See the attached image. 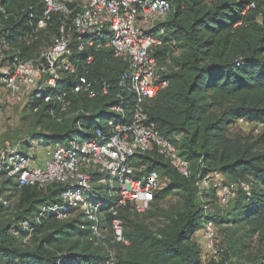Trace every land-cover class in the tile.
I'll list each match as a JSON object with an SVG mask.
<instances>
[{
	"label": "trees",
	"instance_id": "16d2710c",
	"mask_svg": "<svg viewBox=\"0 0 264 264\" xmlns=\"http://www.w3.org/2000/svg\"><path fill=\"white\" fill-rule=\"evenodd\" d=\"M0 5L10 15L3 20L0 14V23L4 30L16 33L17 38L12 37L15 41L31 30L28 8L33 7L37 17L43 10L40 0H0ZM247 5L236 0H173L172 11L162 26L167 38L176 42L180 55L171 59L165 76L168 87L147 112L159 134L174 143L190 163L192 176L182 177L155 150L134 161L137 168L144 166L145 174L156 171L166 181L167 186L154 199L178 193L182 207L167 213L156 229L144 217L150 210L139 215L123 209L120 217L129 245L112 242L111 236L106 239L115 252L116 264H223L205 263L194 240L206 219H212L216 226L235 225L242 232L241 238L249 236L264 248V2L243 15ZM57 35L55 24L49 34L33 40L30 46L20 41L19 47L31 58ZM126 69L127 64L105 51L97 55L88 76L104 79L113 95L119 91V79ZM72 85V78L63 85L72 102L71 110L63 116L82 110L91 117L79 114L58 122L59 105L52 107L36 98L29 101L33 111L38 108L37 124L49 132L38 135L46 146L66 143L78 130L79 121L91 132L104 125L99 119H108L112 98L90 100L74 95ZM239 120L254 123L262 132L254 140L230 136L232 125ZM28 145L29 140L26 148ZM210 171L221 172L229 182H245L250 189L245 192L238 188L234 202L208 217L204 207L210 205V197L218 198L217 194L210 191L203 200L195 183ZM1 187L0 197L8 205L0 203V264H98L106 259V249L94 243L92 225L83 221L81 214L62 221L47 213L35 220L44 204L58 202L64 187H19L15 178L5 174ZM8 196L15 197L14 208ZM106 217L109 222L110 217ZM25 221L31 230L23 232ZM237 241L231 242V250L243 256L240 239ZM228 254L227 248L221 262ZM246 259L247 264H264V253L248 254Z\"/></svg>",
	"mask_w": 264,
	"mask_h": 264
},
{
	"label": "built area",
	"instance_id": "2783aa9c",
	"mask_svg": "<svg viewBox=\"0 0 264 264\" xmlns=\"http://www.w3.org/2000/svg\"><path fill=\"white\" fill-rule=\"evenodd\" d=\"M40 1L43 4L40 16H36L33 7L28 8L31 30L17 41L12 39L17 38L16 33L4 30L0 23V84L18 102L36 98L52 107L59 105L58 122L79 114L91 117L82 110L63 116L72 108L63 87L69 78L73 80L72 94L90 100L112 98L113 103L107 109L108 119L100 122L104 124L102 127L89 132L79 121L78 130L66 143L48 149L43 165H37L35 158L23 150L28 139L3 148L0 194L4 174L15 178L19 187L47 190L61 185L65 189L58 202L44 204L35 220L39 221L47 213L62 221L81 214L83 221L92 225L94 243L106 249V259L98 264H116L115 252L106 239L111 236L112 242L129 245L120 212L129 208L135 214L146 213L154 194L166 182L156 171L145 174L144 166L137 168L134 161L155 150L182 177L192 176L190 163L174 143L159 134L147 112L152 101L167 89L165 76L171 59L180 55L176 42L167 38L162 26L172 11L173 0ZM236 1L248 3L243 15L264 2ZM0 14L3 20L10 17L2 5ZM55 24L58 35L34 57H26L19 47L20 41L30 46L33 40L49 34ZM105 51H111L115 59L127 64L119 79V91L113 95L104 79L88 76L97 55ZM161 56H164L162 61ZM49 113L53 114V110ZM195 186L201 199L215 191L219 205L224 208L238 188L245 192L250 189L245 182H229L219 171L199 176ZM0 203L8 205L1 197ZM204 209L206 216H213L208 206ZM106 216L110 217L109 222ZM21 227L23 232L31 230L29 221ZM216 235L212 219H206L195 234L218 261L224 250L215 248Z\"/></svg>",
	"mask_w": 264,
	"mask_h": 264
},
{
	"label": "rangeland",
	"instance_id": "374dc122",
	"mask_svg": "<svg viewBox=\"0 0 264 264\" xmlns=\"http://www.w3.org/2000/svg\"><path fill=\"white\" fill-rule=\"evenodd\" d=\"M99 121L102 122L101 119H99ZM261 132L262 128L256 126L254 123L239 120L237 123L232 125L230 136L233 137L238 135L246 140H254ZM41 133L49 134L44 125L37 124V114L32 110V105H29L27 100L22 102L14 100L7 89L0 84V151L7 146H16L18 143H22L24 139H28L29 145L27 148L26 146H23V150L32 155V157L37 158L38 153H41L42 151L45 152L47 148L51 149L54 147V145L46 146L38 139V135ZM32 135L37 137V139H34ZM166 186L167 183L164 182L161 190H163ZM11 187L12 186L10 185V188L8 189H11ZM161 190H158L154 195L157 196ZM9 193L10 192L6 190V194L9 195ZM8 198L10 200V207L14 208L15 197L8 196ZM210 198V205L207 206L210 210H212L214 215H218V212H220L222 208L226 209L219 205L218 198ZM235 198L236 193L231 201L234 202ZM181 207L182 199L178 193H174L171 196L157 200L153 198L150 213L144 216L146 218V223L150 225L151 228L156 229V227L161 225L162 219H164L167 213H174L180 210ZM235 227V225L230 227L226 223H219L216 226L217 235L215 248L217 247L223 250L227 248L229 249L228 256L222 262L221 258L216 261L212 254L207 251V248H205L203 241L197 239L194 235V240L201 250V255L205 263L216 261L223 264H247L248 260L246 259V255L250 254L252 256H256L261 251L264 253V248H260L255 239H251L249 236L241 238L242 232ZM238 239H240L239 243L242 245L240 248L244 252V254H242L243 256H238V254H234L231 250V242H238Z\"/></svg>",
	"mask_w": 264,
	"mask_h": 264
},
{
	"label": "crops",
	"instance_id": "0c3cea01",
	"mask_svg": "<svg viewBox=\"0 0 264 264\" xmlns=\"http://www.w3.org/2000/svg\"><path fill=\"white\" fill-rule=\"evenodd\" d=\"M48 149L49 148H47L46 150L44 149L45 152L42 151L41 153L37 154V158H35V162L37 163V165H43L45 163V161L47 160V151H48Z\"/></svg>",
	"mask_w": 264,
	"mask_h": 264
}]
</instances>
